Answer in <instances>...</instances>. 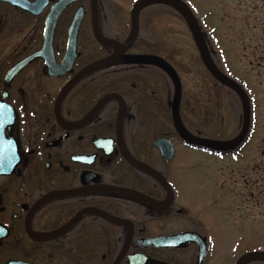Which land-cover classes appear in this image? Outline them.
<instances>
[{"label": "flooded vegetation", "instance_id": "1", "mask_svg": "<svg viewBox=\"0 0 264 264\" xmlns=\"http://www.w3.org/2000/svg\"><path fill=\"white\" fill-rule=\"evenodd\" d=\"M55 1L36 13L0 0L5 48L0 104L3 112L15 113L14 123L0 129V150L19 151L0 162L7 168L0 173V264H240L245 255L264 252V123L258 128V99L246 91L250 118L244 132V101L225 84L238 97L232 101L242 105L239 121L220 98L214 130L196 129L190 110H184L177 68L156 50L143 49L140 20L153 15L146 12L153 3L134 7L127 33L120 35L108 24L115 14L101 0L98 29L120 42L125 55L79 77L60 99L71 80L112 55L114 47L96 39L91 3L80 1L61 13L47 44ZM80 6L85 16L78 56L68 68L63 66L68 31ZM38 52L8 78L11 69ZM142 56H160L174 67L182 85L183 133L209 145L190 144L176 129L174 80L156 61L137 58ZM191 151L202 163L197 170L183 169L187 176L181 177L180 162L185 165ZM196 195L198 208L185 202ZM206 214L242 229L240 241L217 247L211 237L216 223ZM255 229L262 248L253 247ZM181 233L191 234L189 240L158 242ZM241 264H264V259Z\"/></svg>", "mask_w": 264, "mask_h": 264}, {"label": "rangeland", "instance_id": "2", "mask_svg": "<svg viewBox=\"0 0 264 264\" xmlns=\"http://www.w3.org/2000/svg\"><path fill=\"white\" fill-rule=\"evenodd\" d=\"M101 1L107 3L112 9L110 11L115 14L108 24L114 33L120 35L123 31L127 33V26L129 28L131 23V10L137 2L153 3L146 10L153 15H145L140 20L139 34L143 37V45L146 46V49L144 47L143 49L156 50L160 56L167 58L177 68L183 85L184 110L186 113L190 110L191 123L196 129L201 128L204 133H209V130H214L216 106L220 98L227 99V113H232V120L235 123L239 121L242 105L240 101L239 104L232 101L238 98L237 95L225 84H221L204 66L182 10L185 4L197 23L201 25L204 41L212 51L213 58L218 59L220 66L227 71L226 75L240 85H245L246 89L250 90V96L258 99V128L262 127L264 123V11L261 8L264 4L262 0H179L177 7L170 2L171 0ZM88 2L89 0H80L79 4ZM257 5L258 8L254 7ZM2 49L5 48L0 43V50ZM230 119L228 117V121ZM198 154L191 151L185 165H181L180 162L182 169L178 170L179 176H187L184 170L190 167L199 169L202 161ZM197 174L195 176L190 174L188 177L195 178ZM197 195L189 197L185 202L195 208L200 207L201 203ZM206 215L208 221L216 223V229H213L215 232L211 233V237L217 247H220L221 243L230 244L240 241V239L236 240V236L242 234V229L239 228L238 231L234 228L230 229L225 225L223 217ZM259 218L261 216L256 213V225ZM255 228L262 229L256 226ZM257 229L253 231L254 249L262 248L259 247L262 240L258 238Z\"/></svg>", "mask_w": 264, "mask_h": 264}, {"label": "water", "instance_id": "3", "mask_svg": "<svg viewBox=\"0 0 264 264\" xmlns=\"http://www.w3.org/2000/svg\"><path fill=\"white\" fill-rule=\"evenodd\" d=\"M1 1H7L11 2L13 4H17L21 6L24 9H27L32 12L38 13L41 9H43L49 2V0H35L34 2L28 1V0H1ZM79 0H57L53 4L51 8V12L48 16L47 19V28H46V43L51 46L52 40H53V33H54V28L56 25V22L58 18L60 17L61 13L72 3L78 2ZM97 1L98 0H90L92 11L94 13V35L96 39L104 44L112 45L114 47V53L106 58H103L102 60L96 61L92 64H90L86 69H84L82 72L79 73V75L71 80L63 89L62 94L60 95L61 97L64 95L66 90L71 86L73 82H75L79 77L82 75L86 74L90 70H92L95 67L108 64L111 62H114L118 60L119 58L123 57L125 55V48L124 46L113 39L107 38L106 36L102 35L98 29V24H97V18H96V7H97ZM171 3L174 5H179L180 1L179 0H171ZM147 3V1L145 2ZM141 1L137 2L135 5V10H137L142 4H145ZM182 10L185 13V18L187 20V23L190 27V30L192 32L193 38L195 40V43L198 47L201 59L206 66V68L209 70L210 73H212L216 78L221 80L223 83L227 84L231 88H233L235 91L239 93L241 98L244 101V107H245V126H244V132L247 130L248 123H249V118H250V111H249V99L244 91V89L234 80L226 76L220 69H218L213 62L210 60L206 49L204 47L201 35L199 33L198 27L196 25L195 19L192 16L191 11L188 9V7L184 4L182 6ZM85 16V8L84 6H80L77 11L75 12V15L72 19L71 25L69 27L68 31V48H67V53L65 57V61L63 62V66H67L68 68H72V65L74 63V60L78 56V37L80 33V28L82 25V22L84 20ZM132 22H133V31L135 30V25H136V16L133 13L132 16ZM40 56V52L31 55L27 58H25L22 62L17 64L13 69L10 70L8 78H12L20 69L21 67L25 66L28 64L32 59L35 57ZM137 58H150L154 61H156L161 67L166 69V71L171 75V77L174 80L175 83V105H174V124L176 129L183 135V137L186 139L187 142L193 145H209L210 143L198 138H192L189 136L184 135L183 129L180 123V101H181V93H182V86H181V81L178 73L175 71V69L163 58L158 57V56H142V57H137ZM3 104H0V129L3 130L7 126L12 125L15 121V113L14 111H11L10 113L3 112L2 108ZM19 151L15 150H0V162L3 161V158L9 157V160L11 161L13 157H17L19 154ZM7 160V159H6ZM16 160V159H15ZM17 162V160H16ZM7 168L3 167V165L0 164V173L6 172ZM161 177V176H160ZM191 234L187 233H181L178 235H173V236H167V237H159L158 242L159 243H167V242H184L185 240H189ZM196 235V234H192ZM193 238L197 239V236H193ZM251 258H260L264 259V252L263 251H255L251 252L244 257L240 259V264L248 259Z\"/></svg>", "mask_w": 264, "mask_h": 264}, {"label": "trees", "instance_id": "4", "mask_svg": "<svg viewBox=\"0 0 264 264\" xmlns=\"http://www.w3.org/2000/svg\"><path fill=\"white\" fill-rule=\"evenodd\" d=\"M262 4H264V0H262ZM253 4V3H252ZM261 4V5H262ZM254 7H259L258 5L257 6H254ZM261 8H263V11H264V7H261ZM194 17V16H193ZM263 18H264V16H263ZM194 19H195V17H194ZM195 22H196V25H197V27H198V30H199V33H200V35H201V38H202V41H203V44H204V47H205V49H206V52H207V54H208V56H209V58H210V60L213 62V64L217 67V68H219L222 72H224L225 74H226V70H224L221 66H220V64H219V60L218 59H216V58H213V56L211 55V50L208 48V46H207V44H206V42L204 41L205 40V38H204V36H203V30H202V28H201V25L199 24V23H197V21H196V19H195ZM243 87L246 89V86L245 85H243ZM246 91L248 92V94H250L249 93V91L246 89Z\"/></svg>", "mask_w": 264, "mask_h": 264}]
</instances>
